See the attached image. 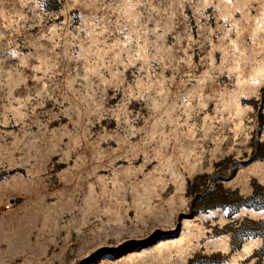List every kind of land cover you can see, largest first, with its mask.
Returning <instances> with one entry per match:
<instances>
[{
    "label": "rangeland",
    "instance_id": "obj_1",
    "mask_svg": "<svg viewBox=\"0 0 264 264\" xmlns=\"http://www.w3.org/2000/svg\"><path fill=\"white\" fill-rule=\"evenodd\" d=\"M0 264H264V0H0Z\"/></svg>",
    "mask_w": 264,
    "mask_h": 264
}]
</instances>
